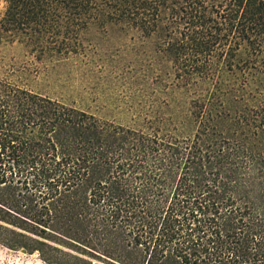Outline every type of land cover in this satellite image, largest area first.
<instances>
[{
  "label": "trees",
  "instance_id": "16d2710c",
  "mask_svg": "<svg viewBox=\"0 0 264 264\" xmlns=\"http://www.w3.org/2000/svg\"><path fill=\"white\" fill-rule=\"evenodd\" d=\"M0 4V44L64 58L117 26L190 96L179 122L133 127L0 78L3 245L47 264H264V0Z\"/></svg>",
  "mask_w": 264,
  "mask_h": 264
},
{
  "label": "rangeland",
  "instance_id": "374dc122",
  "mask_svg": "<svg viewBox=\"0 0 264 264\" xmlns=\"http://www.w3.org/2000/svg\"><path fill=\"white\" fill-rule=\"evenodd\" d=\"M2 8L0 4V12ZM85 44V52L78 55L37 59L22 43L3 42L0 78L123 126L140 127L157 116L182 119L190 96L170 91V66L156 59L150 43L133 39L132 33L117 26H107L92 27L85 34ZM22 250L0 241V264H47L39 252ZM72 254L86 262H68L63 256L60 263L107 264ZM48 256L56 260L58 255Z\"/></svg>",
  "mask_w": 264,
  "mask_h": 264
},
{
  "label": "water",
  "instance_id": "95a60500",
  "mask_svg": "<svg viewBox=\"0 0 264 264\" xmlns=\"http://www.w3.org/2000/svg\"><path fill=\"white\" fill-rule=\"evenodd\" d=\"M22 252L25 253V254L27 253V251L25 249H23Z\"/></svg>",
  "mask_w": 264,
  "mask_h": 264
}]
</instances>
